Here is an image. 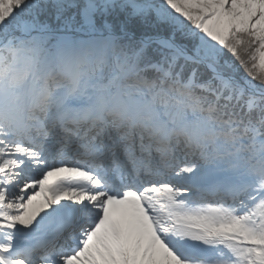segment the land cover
I'll use <instances>...</instances> for the list:
<instances>
[{"label":"snow or ice","instance_id":"6c2138e0","mask_svg":"<svg viewBox=\"0 0 264 264\" xmlns=\"http://www.w3.org/2000/svg\"><path fill=\"white\" fill-rule=\"evenodd\" d=\"M0 264H264V0H0Z\"/></svg>","mask_w":264,"mask_h":264}]
</instances>
